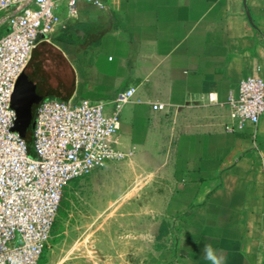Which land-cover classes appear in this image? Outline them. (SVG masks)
Segmentation results:
<instances>
[{"label":"crops","instance_id":"0c3cea01","mask_svg":"<svg viewBox=\"0 0 264 264\" xmlns=\"http://www.w3.org/2000/svg\"><path fill=\"white\" fill-rule=\"evenodd\" d=\"M100 1L80 0L75 13L61 2L12 97L27 117L47 97L110 110L134 89L113 144L127 153L122 177L138 182L93 216L104 229L97 251L128 264H210L211 243L224 264H264V113L225 129L229 93L264 76V0ZM100 168L92 178L106 175Z\"/></svg>","mask_w":264,"mask_h":264},{"label":"built area","instance_id":"2783aa9c","mask_svg":"<svg viewBox=\"0 0 264 264\" xmlns=\"http://www.w3.org/2000/svg\"><path fill=\"white\" fill-rule=\"evenodd\" d=\"M79 1L0 0V264H37L51 239L64 187L127 156L113 139L132 88L118 92L110 110L105 102L87 98L41 100L32 124L34 155L16 129V81L33 49L59 23L61 2L75 13ZM208 100H215L213 94ZM227 104V131L257 124L264 113V76L241 79ZM151 108L165 111L166 104L151 102Z\"/></svg>","mask_w":264,"mask_h":264},{"label":"rangeland","instance_id":"374dc122","mask_svg":"<svg viewBox=\"0 0 264 264\" xmlns=\"http://www.w3.org/2000/svg\"><path fill=\"white\" fill-rule=\"evenodd\" d=\"M26 108L20 105V111ZM32 121L31 116L25 118L26 124ZM19 132L33 149L32 128L21 127ZM124 160L111 161L102 166L100 169L106 172L102 177L92 178V174H89L72 180L64 187L51 239L37 264H128L129 256L97 251L100 245L96 241L97 234L103 233L104 229L103 224L92 221L94 215L109 208L111 200L119 198L124 192L125 183H129L128 186L132 185L133 188L138 182L137 176L128 179L122 177L126 171L122 162ZM94 183L99 185L96 186ZM135 193L130 191V195ZM137 211L141 209L135 206L129 209L132 214Z\"/></svg>","mask_w":264,"mask_h":264},{"label":"clouds","instance_id":"9594fccd","mask_svg":"<svg viewBox=\"0 0 264 264\" xmlns=\"http://www.w3.org/2000/svg\"><path fill=\"white\" fill-rule=\"evenodd\" d=\"M202 252L203 258L209 261L210 264H224V253L218 249H215L211 243L204 244Z\"/></svg>","mask_w":264,"mask_h":264},{"label":"trees","instance_id":"16d2710c","mask_svg":"<svg viewBox=\"0 0 264 264\" xmlns=\"http://www.w3.org/2000/svg\"><path fill=\"white\" fill-rule=\"evenodd\" d=\"M35 109H36V106L34 107V105H32L31 108H30V111H29V116H27V117H30L31 116L32 120L34 118ZM16 112H17V116H18L17 123H16V129L18 131H20V128L21 127H24L26 129H28V128L31 129L32 128L33 121L32 122H29L28 124H26L27 123V122H25V118L26 117L23 118L22 115H21V113H19L18 111H16ZM27 147H28V153L30 155H34L33 149L30 148L28 142H27Z\"/></svg>","mask_w":264,"mask_h":264}]
</instances>
